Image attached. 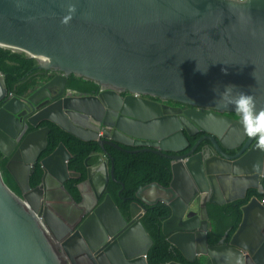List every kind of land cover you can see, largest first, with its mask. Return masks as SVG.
<instances>
[{
  "label": "water",
  "instance_id": "water-1",
  "mask_svg": "<svg viewBox=\"0 0 264 264\" xmlns=\"http://www.w3.org/2000/svg\"><path fill=\"white\" fill-rule=\"evenodd\" d=\"M0 46L26 52L49 77L26 103L11 94L0 71V135L11 142L2 147L7 167L25 193L38 197L37 205H28L0 168V264H149L145 254L154 239L142 216L147 204L158 201L170 204L162 229L187 259L264 264V181L252 183L257 177L238 192L222 191L220 182L232 187L226 179L196 175V182L185 181L176 162V152L189 146L180 118L190 123L189 134L204 131L200 140L210 138L224 156L240 160L255 150L224 144L222 136L237 122L229 124L234 117L226 113L235 109L215 102L226 85H235L234 94H251L257 108H264V0H0ZM71 75L101 90L69 91ZM52 81L59 82L56 91L47 88ZM151 97L189 107L162 106ZM153 109L166 114L157 116ZM44 119L102 146L85 158L79 200L66 185L80 175L66 162L72 156L68 147L60 142L40 159L50 130L39 126ZM162 119L175 126L165 130ZM31 125L36 128L27 132ZM123 144L135 146L129 151L169 157L173 173L169 185L141 186L125 210L108 192L109 181L117 178L106 146ZM39 159L42 180L31 186ZM248 184L258 192L243 205L238 228L210 244L207 201L245 197Z\"/></svg>",
  "mask_w": 264,
  "mask_h": 264
},
{
  "label": "trees",
  "instance_id": "trees-1",
  "mask_svg": "<svg viewBox=\"0 0 264 264\" xmlns=\"http://www.w3.org/2000/svg\"><path fill=\"white\" fill-rule=\"evenodd\" d=\"M0 71L4 72L5 83L10 91L24 95L31 92L40 82L47 80L43 69L36 66L33 57L24 51H15L11 48L0 46ZM81 83V89H85L88 81L81 77L71 75L68 85ZM93 85L96 83L90 81ZM235 118H239L235 112H230ZM39 126H49L47 146L42 149L40 159L52 153L60 142H63L70 150L72 156L69 159V168L80 172L79 176L70 177L66 185L77 200L81 198L78 187L80 181L87 177L85 158L92 152L102 150L97 140H86L64 129L50 119H44ZM35 126H30L29 130ZM199 135V134H198ZM196 135V138L197 136ZM114 158L115 176L108 185L111 194L118 206L125 210L132 200L136 199L137 190L152 181H158L169 185L173 173L171 159L155 151H129L133 145L123 144L124 148L106 145ZM40 159L35 164L34 171L30 174L31 186L38 185L44 173ZM9 156L0 150V168L5 182L17 194L24 191L7 167ZM257 187H249L247 195L233 199L225 203L207 201L209 214V229L207 232L210 244H216L223 235L229 231L231 235L239 226L243 218V205L247 203L252 194H256ZM171 206L164 201L147 204V210L142 216L146 229L152 235L154 242L150 247L147 258L149 264H164L171 260H178L184 264H201L199 260L187 259L181 250L173 245L163 232V220L170 214Z\"/></svg>",
  "mask_w": 264,
  "mask_h": 264
},
{
  "label": "clouds",
  "instance_id": "clouds-1",
  "mask_svg": "<svg viewBox=\"0 0 264 264\" xmlns=\"http://www.w3.org/2000/svg\"><path fill=\"white\" fill-rule=\"evenodd\" d=\"M70 11L74 12L75 8H71ZM70 19L71 16H67L64 18L63 22L67 23ZM1 77L5 80L3 75H1ZM47 78L49 79V77ZM58 86L59 82L52 81L47 88L50 89L51 87ZM70 87L73 90H80L82 84L78 82ZM234 89H236L235 85H226L225 90L219 93V100H216L215 102L225 108L232 106L235 109V113L239 117H234L229 120V124H232L234 121L237 122L229 136H222L225 140L224 144L246 149H252L255 147V150L246 158L237 160L221 154L219 152L218 145L210 138L205 137L196 144V147L192 152L187 151L186 148H180L176 152V162L180 165L183 180L194 181L196 175H204L207 173V161L209 162L210 170L208 173L212 177L219 180L226 179L232 187H236L238 189H240L247 180H255L257 177L259 178V176H264V108H257V102L253 95L243 91L234 94ZM44 91L45 90H43L40 94ZM30 93L31 92L19 95L11 92L12 95L16 94L19 97H22L26 103H28L27 96ZM139 94L140 92L135 95ZM44 104V102L40 103L37 107H42ZM191 130L195 131L196 128L191 127ZM199 133L205 132L200 130ZM188 141L189 144H194L196 141V134H189ZM216 141L223 149H225V147L220 143V139L218 137H216ZM204 146L206 147L204 148ZM66 162L69 163L68 158L66 159ZM210 162H212V164H210ZM225 164H229L230 169H215V166ZM20 197L28 205L32 207L35 206V204H33V202L29 199L27 193L24 192L20 195ZM25 199H27V201ZM42 199H44V196H42ZM38 214L41 218L43 217L40 212H38ZM146 255L147 254H145V257L147 258Z\"/></svg>",
  "mask_w": 264,
  "mask_h": 264
},
{
  "label": "flooded vegetation",
  "instance_id": "flooded-vegetation-1",
  "mask_svg": "<svg viewBox=\"0 0 264 264\" xmlns=\"http://www.w3.org/2000/svg\"><path fill=\"white\" fill-rule=\"evenodd\" d=\"M124 82H128V81H124ZM87 92H99L101 90V87L99 85H93L90 81L87 82L85 89ZM77 92H81L80 90H75ZM121 95H125L127 94V92L124 91H120ZM139 96V95H138ZM152 99L159 101L161 103L162 106L167 105V106H175V107H181L183 109H187L189 107V105H186L184 103L175 101V100H165V99H161L159 97H151ZM154 113L157 116H161L163 114H166V112L164 111V109H162V111H158L157 109H153ZM173 114H176L180 117V113L179 112H174ZM227 115L233 116L232 114H230V112L226 113ZM180 121L182 123V127L181 129L184 131V133L189 136V128H190V123H188L186 120H182L180 118ZM161 125L165 130H168L171 126H175V122L172 121L171 119H162L161 120ZM203 133H199V135L196 138V141L194 144H189V146L186 148L189 152H192L194 150V148L196 147V144L200 141V137Z\"/></svg>",
  "mask_w": 264,
  "mask_h": 264
},
{
  "label": "crops",
  "instance_id": "crops-1",
  "mask_svg": "<svg viewBox=\"0 0 264 264\" xmlns=\"http://www.w3.org/2000/svg\"><path fill=\"white\" fill-rule=\"evenodd\" d=\"M42 83L43 82H40L32 91H34L35 89H37L38 87H40L41 85H42ZM56 88H58V87H54V91H56ZM73 91V92H76L77 93V91H75V90H73L72 88H70L69 89V91ZM31 91V92H32ZM32 126V125H31ZM35 128H36V126H35ZM34 128V129H35ZM33 130V129H32ZM28 131H31V130H29V128H28V130H27V132ZM218 138H220L219 136H217ZM11 146V142L10 141H8V140H6V138L3 136V135H0V150H2V147H10ZM206 146H204V148H205ZM240 147H234L232 150H236V149H239ZM187 150V149H186ZM3 151V150H2ZM188 151V150H187ZM60 156H62V154H60ZM210 164H212V162H210ZM207 166V168L206 169H208L209 168V162L207 161V164H206ZM216 168L215 169H221V168H225V169H227L228 167H229V164H225V165H217V166H215ZM13 175V174H12ZM14 176V175H13ZM204 176L205 177H207V178H209V176H210V174L207 172V173H205L204 174ZM249 180H247L246 182H248ZM264 181V179H263V176H259V181H253L252 183H257V182H259V183H261V182H263ZM193 182H196V178L194 179V181ZM245 182V183H246ZM248 185H250V184H248ZM219 187L221 188V190L222 191H224V190H226V189H228V190H231V191H233V192H238L240 189H238V188H236V187H231V188H229V187H227V185L224 183V182H220L219 183ZM249 187H252V185H250ZM248 187V188H249ZM28 197H29V199L31 200V202H33V204H35V205H37V196L36 195H33L32 193H28ZM73 246H75V245H73ZM201 263V262H200ZM202 264V263H201Z\"/></svg>",
  "mask_w": 264,
  "mask_h": 264
},
{
  "label": "built area",
  "instance_id": "built-area-1",
  "mask_svg": "<svg viewBox=\"0 0 264 264\" xmlns=\"http://www.w3.org/2000/svg\"><path fill=\"white\" fill-rule=\"evenodd\" d=\"M241 1H243V0H241ZM135 94H138V92H135ZM68 161V160H67ZM26 201H27V199H25ZM147 256V255H146Z\"/></svg>",
  "mask_w": 264,
  "mask_h": 264
},
{
  "label": "rangeland",
  "instance_id": "rangeland-1",
  "mask_svg": "<svg viewBox=\"0 0 264 264\" xmlns=\"http://www.w3.org/2000/svg\"><path fill=\"white\" fill-rule=\"evenodd\" d=\"M46 81V80H45Z\"/></svg>",
  "mask_w": 264,
  "mask_h": 264
}]
</instances>
